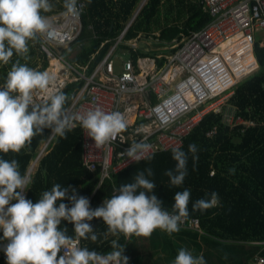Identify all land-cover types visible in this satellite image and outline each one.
I'll list each match as a JSON object with an SVG mask.
<instances>
[{"label": "trees", "instance_id": "trees-1", "mask_svg": "<svg viewBox=\"0 0 264 264\" xmlns=\"http://www.w3.org/2000/svg\"><path fill=\"white\" fill-rule=\"evenodd\" d=\"M80 1L85 5L84 13L81 14V34L75 43L61 50L55 49L54 52L71 64L87 65L91 73L116 45L144 0ZM50 2L54 8L44 15L49 17L64 11L63 0ZM204 6L203 0H146L121 43L116 45L115 52L121 50L129 53L128 60L135 65L138 58H155L157 66L162 67L165 59H157L156 56L172 54L176 49L143 53L129 42L152 39L160 46L170 47L174 40L179 42L210 22ZM75 51L77 53L72 59ZM255 53L260 70L242 83L229 101V105L237 109L239 117L254 125L241 133L243 127L234 130L225 127L221 115L210 113L205 116L184 139L180 148L187 153L188 146L195 143L199 148V159L194 167L189 154L188 175L179 187L171 186L169 177L165 175L167 170L175 168L172 150L152 155L150 160L132 163L111 180L101 183L99 172L87 170L82 164L83 129L80 125L67 132L66 138L54 135L43 153V144L52 136L50 128L43 129L41 134L32 139L31 145L20 153L0 154V158L18 160L19 171L27 175L31 164L40 156L34 174L30 176L29 189L24 191V197L33 204L38 202L44 191L60 184L68 191L63 200L56 201V207L64 203L71 208L69 197L75 193L78 197L87 198L90 208L95 210L103 206L105 199L111 198L115 188L134 182L137 172L146 168H151L154 173L149 177L156 184L152 194L163 202V207L169 212L172 211L175 194L190 190L187 224L197 220L198 228L180 225V231L171 235L156 229L151 236H139L135 242L132 239L136 235L128 239L123 234L119 237L109 234L105 238L106 225L102 219L94 218L88 223L94 232L100 234L98 241H80L81 247L86 246L90 251L107 254L112 251L111 240L118 239L124 248L123 256L138 250L150 253L153 249L159 257L173 263L179 249L185 248L194 256L202 254L206 264H253L255 256L264 257V47L257 44ZM28 55L27 61L14 54L8 65L0 64V86L4 84L7 72L17 59L38 71L43 72L49 68V59L42 50L40 36L35 42H29ZM81 87L82 82L72 81L61 90L69 97L66 110ZM150 99L155 102V98ZM233 168L235 172L230 174L229 169ZM213 192L219 196V206L205 211L193 210L197 200H208ZM58 227L61 230L66 228L67 235H74L72 223L62 220ZM2 237L3 231L0 229V243L6 242ZM134 243L130 248V244ZM147 248L151 250L148 252L145 250ZM0 264H7L5 255L0 256Z\"/></svg>", "mask_w": 264, "mask_h": 264}, {"label": "clouds", "instance_id": "clouds-1", "mask_svg": "<svg viewBox=\"0 0 264 264\" xmlns=\"http://www.w3.org/2000/svg\"><path fill=\"white\" fill-rule=\"evenodd\" d=\"M53 8L50 0H0V64L8 65L14 54L27 61L30 41L35 42L44 34L49 37L55 34L50 17L43 14ZM63 8L65 17L78 19L81 14L78 0H63ZM54 80L47 71L30 68L20 59L12 63L0 86V154L20 153L45 128H50L52 135L66 138V133L76 127L74 121L97 147L108 145L127 130V120L119 111L106 112L95 107L84 114L70 115L65 108L69 97L53 87ZM40 93L46 95L37 102ZM120 138L124 139L123 136ZM151 148L152 145L144 140L134 141L121 155L133 162L150 160L151 156L147 154ZM198 151L195 143L188 146L187 153L179 148L172 149L175 168L165 172L171 186L183 184L188 175L189 154L195 167ZM19 167L16 159L0 158V229L2 239L7 241L3 248L7 264H127L118 239L111 240L112 251L107 254L80 246L81 240L96 243L100 235L93 231L88 221L102 219L107 227L105 238L109 234L149 237L156 229L170 235L179 232L180 224L189 216L190 190L175 194L169 212L152 194L156 184L149 179L154 175L151 168L137 172L134 182L115 188L111 198L93 210L87 198L75 193L69 197L71 208L64 203L56 207V201L63 200L68 191L60 184L44 191L33 204L22 195L29 189L31 177L22 175ZM234 172V168L229 169L230 174ZM217 206L219 196L213 192L210 199L197 200L193 210L205 211ZM62 220L74 225V235L69 236L66 228L58 227ZM61 250L63 255L58 256ZM173 264H206V261L202 254L194 256L191 251L181 248Z\"/></svg>", "mask_w": 264, "mask_h": 264}, {"label": "built area", "instance_id": "built-area-1", "mask_svg": "<svg viewBox=\"0 0 264 264\" xmlns=\"http://www.w3.org/2000/svg\"><path fill=\"white\" fill-rule=\"evenodd\" d=\"M203 2L210 22L181 41L174 40V53L157 55V59H165L162 67L157 66L155 58L142 57L136 65L131 60L124 62L120 74L116 73L112 57L136 14L116 45L91 73L87 65L71 64L54 52L77 41L82 31L84 3L78 1L81 6L78 19L65 17L64 11L49 16L55 34L40 36L42 50L48 59L62 65L63 73L72 75L67 80L60 77L53 87L62 90L69 82H82L67 112L84 114L100 107L106 112H121L128 123L127 130L120 134L124 139L118 136L103 147H97L87 132H82V164L87 170L98 171L101 183L135 163L121 155L134 141L144 140L152 145L148 156L180 149L184 139L210 113L221 115L222 124L231 130L243 127L241 133L254 125L239 117L229 101L242 80L260 70L255 48L257 44L264 47V43L256 41L254 33L264 29V0ZM138 42L133 40L129 44L138 48ZM150 97L155 98V102ZM180 225L199 227L197 220L188 224L186 220ZM6 243H0V256L5 255ZM59 255H63V250ZM253 264H264V257L255 256Z\"/></svg>", "mask_w": 264, "mask_h": 264}, {"label": "rangeland", "instance_id": "rangeland-1", "mask_svg": "<svg viewBox=\"0 0 264 264\" xmlns=\"http://www.w3.org/2000/svg\"><path fill=\"white\" fill-rule=\"evenodd\" d=\"M254 39L256 41H260V42L264 43V29H260L257 32H255L254 33ZM150 40L153 41L154 43H156L154 40H152V39H150ZM173 46H176V45L174 44ZM166 55H169V54H166ZM129 57H130V54L127 53V52L124 53L121 50H117L116 51V53L112 57V59L114 60V66H115L116 73L120 74L123 71V64H124L125 61H127L129 59ZM56 62L57 61L54 60V59H49V68L46 70L50 75H54V74L57 75L56 79L54 80L53 86L57 85V82H58L60 77L63 80L71 79V77H72L71 74L63 73L64 69L62 68V65H60L58 62L57 63ZM253 76L254 75H250V76L244 78L242 80V82L240 83V85H242V83H244L245 81L249 80ZM44 94L45 93H40V95L36 97L37 102L40 101V99H42V95H44ZM47 142L43 144L41 152L43 151L44 148H46V146L48 144ZM35 164H36V166H34V164L32 163V165L36 168L37 165H38V162H36ZM35 168H33V171L31 172V175L34 174ZM138 237L139 236H135V238L132 239V240L136 242ZM130 238H131V236L128 237V239H130ZM135 244L136 243L130 244V248H131L132 245H135ZM145 250L146 251H148V250L150 251L151 249L147 248ZM151 251L152 252H150V253H146V252L144 253V252H141L139 250L137 252L131 251V253H125L124 256L127 257V264H173V263H169V260L159 257V255L156 254L157 253L156 250L152 249Z\"/></svg>", "mask_w": 264, "mask_h": 264}, {"label": "water", "instance_id": "water-1", "mask_svg": "<svg viewBox=\"0 0 264 264\" xmlns=\"http://www.w3.org/2000/svg\"><path fill=\"white\" fill-rule=\"evenodd\" d=\"M144 4H145V0L140 5L138 11L136 12V15L139 13V11L141 10ZM173 48H174L173 46H170V47L160 46L157 43H154L153 41L146 40V39L140 40V43L138 44V50L143 53L161 52V51H166L167 49L170 50ZM76 53L77 51H75V54L73 55V57H71L72 59H74V56L76 55ZM39 157L40 156H38L37 159H39ZM37 159L35 160V162L37 161Z\"/></svg>", "mask_w": 264, "mask_h": 264}, {"label": "crops", "instance_id": "crops-1", "mask_svg": "<svg viewBox=\"0 0 264 264\" xmlns=\"http://www.w3.org/2000/svg\"><path fill=\"white\" fill-rule=\"evenodd\" d=\"M139 43V42H138ZM36 162H38V159H37V161ZM35 161L33 162V164H35L36 163ZM32 168H33V165L31 164V167L29 168V171H28V176H30L31 175V172H32ZM35 168V167H34Z\"/></svg>", "mask_w": 264, "mask_h": 264}, {"label": "bare ground", "instance_id": "bare-ground-1", "mask_svg": "<svg viewBox=\"0 0 264 264\" xmlns=\"http://www.w3.org/2000/svg\"><path fill=\"white\" fill-rule=\"evenodd\" d=\"M146 2V1H145ZM57 63V62H56ZM55 67V66H54ZM53 67V68H54ZM54 74V73H53ZM54 77H55V79H56V77H57V75L56 74H54L53 75ZM49 144V143H48ZM48 144H47V146H46V149H47V147H48ZM45 151V148L43 149V151L41 152V153H43ZM34 166H36V164H34ZM34 166H33V168H34ZM33 168H32V171H33Z\"/></svg>", "mask_w": 264, "mask_h": 264}]
</instances>
